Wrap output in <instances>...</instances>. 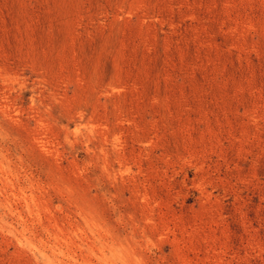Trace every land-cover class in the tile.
<instances>
[{"label":"rangeland","instance_id":"374dc122","mask_svg":"<svg viewBox=\"0 0 264 264\" xmlns=\"http://www.w3.org/2000/svg\"><path fill=\"white\" fill-rule=\"evenodd\" d=\"M0 264H264V0H0Z\"/></svg>","mask_w":264,"mask_h":264}]
</instances>
